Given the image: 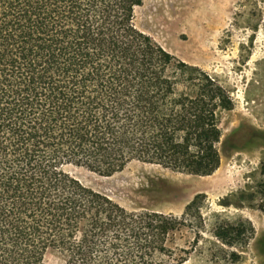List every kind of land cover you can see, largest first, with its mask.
<instances>
[{
    "label": "trees",
    "instance_id": "trees-1",
    "mask_svg": "<svg viewBox=\"0 0 264 264\" xmlns=\"http://www.w3.org/2000/svg\"><path fill=\"white\" fill-rule=\"evenodd\" d=\"M145 0H0V264H161L180 223L66 170L209 177L228 92L135 25ZM220 237V236H219Z\"/></svg>",
    "mask_w": 264,
    "mask_h": 264
},
{
    "label": "rangeland",
    "instance_id": "rangeland-1",
    "mask_svg": "<svg viewBox=\"0 0 264 264\" xmlns=\"http://www.w3.org/2000/svg\"><path fill=\"white\" fill-rule=\"evenodd\" d=\"M134 22L228 92L220 167L209 177L138 163L108 178L66 171L128 211L180 223L155 263L264 264V0H145ZM44 262L63 264L51 252Z\"/></svg>",
    "mask_w": 264,
    "mask_h": 264
}]
</instances>
